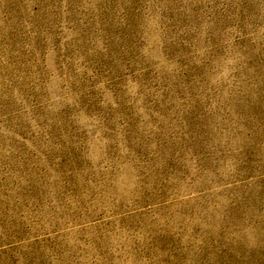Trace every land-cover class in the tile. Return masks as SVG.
Listing matches in <instances>:
<instances>
[{
    "label": "rangeland",
    "instance_id": "1",
    "mask_svg": "<svg viewBox=\"0 0 264 264\" xmlns=\"http://www.w3.org/2000/svg\"><path fill=\"white\" fill-rule=\"evenodd\" d=\"M0 264H264V0H0Z\"/></svg>",
    "mask_w": 264,
    "mask_h": 264
}]
</instances>
